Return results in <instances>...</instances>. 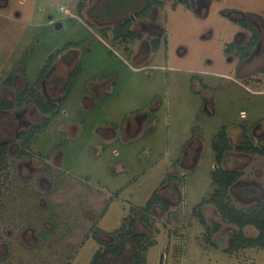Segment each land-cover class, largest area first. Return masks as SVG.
I'll list each match as a JSON object with an SVG mask.
<instances>
[{
    "label": "rangeland",
    "instance_id": "374dc122",
    "mask_svg": "<svg viewBox=\"0 0 264 264\" xmlns=\"http://www.w3.org/2000/svg\"><path fill=\"white\" fill-rule=\"evenodd\" d=\"M78 1L10 0L6 19L0 18V52L5 48L12 56L0 64L14 67L13 59L25 58L30 82L50 65L52 55L71 43L77 45L73 52L84 67L71 94L31 145L43 158L58 157L59 184L68 185L67 190L56 187L54 194L41 199L40 193L36 197L21 191L25 182L17 173H4L5 180H0L5 182L1 187L7 186L0 191V264H92L101 252L96 236L101 238L102 232L107 242L106 235H117L125 220L139 216L170 179L176 205L170 213L149 215L150 230L142 228L149 234L145 243L156 242L146 264H264L262 248L228 250L237 228L211 236L194 213L216 190L215 136L227 127L235 147L244 127L264 124L261 64L253 61L237 73L233 58L224 52L239 30L223 14L229 9L262 13L264 0H210L204 18L180 0H164L152 18L165 28V35L143 70H137L139 65L120 44L105 39L104 46L94 36L77 13ZM60 7L67 12L61 13ZM50 18L63 28L50 25ZM102 79L109 93L89 105L90 85ZM143 114L145 128L137 135L128 133ZM225 158V168L243 172L231 188L235 206L247 210L264 201V157L231 153ZM42 162L34 159L32 165L41 168ZM250 188L259 193L243 195ZM101 208L104 214L97 216ZM207 212L210 226L221 221L214 205ZM90 216H97L95 226ZM245 234L257 235L251 227Z\"/></svg>",
    "mask_w": 264,
    "mask_h": 264
},
{
    "label": "flooded vegetation",
    "instance_id": "af4514ba",
    "mask_svg": "<svg viewBox=\"0 0 264 264\" xmlns=\"http://www.w3.org/2000/svg\"><path fill=\"white\" fill-rule=\"evenodd\" d=\"M158 1L162 6H152L146 16L143 15L146 9L145 0H79L77 3V13H80L81 16L87 20L88 24L93 27H89V25L88 29L93 32L97 39L101 40L104 46L107 44L105 39L120 44L126 53L131 56L132 61L139 65L137 70H143L145 68L143 64L149 59L152 52L155 51V47H159L160 40L165 35V28L162 29L160 25L157 26L152 18L155 8L164 7V0ZM180 4L189 9H194L195 13L202 18L207 17L209 14L210 0H180ZM9 8L10 0H0V18L6 19L5 17L7 16ZM60 12L66 13L67 10L64 7H60ZM263 13L264 11L262 13L254 12L245 14L238 10L230 9L227 12L223 11L228 21L239 30L234 35V42L226 47V52L224 53L229 56L230 59L233 58L236 71L240 75L244 66L253 61L261 64L259 74L264 75ZM20 15L21 14H17V17ZM49 24L56 26L58 29L63 28L62 23L56 22L52 18H50ZM76 47L77 45L71 43L65 46L59 53L52 55L50 57V59H52L50 65L43 69L44 71L35 82H30L26 77V63L23 64L25 58L13 59L14 67H6L3 63L0 64V67L3 68L0 70V78H2L0 80V149L5 148V154L3 157L1 155L0 159V180L2 178L3 181L5 180L7 175H4V173H17L18 177L23 179V183L25 182L24 185L26 188H21V191H23L25 195L38 197L40 193L42 195H40V198L44 199L54 194L56 187L57 189L60 187V191L67 190L68 185L62 187L59 184L58 169L60 163L58 162V157L47 155V158H43L44 155L32 151L31 145L37 134L49 125L48 121L50 115L58 112L64 100L71 94L74 89L73 84L76 78L78 79L84 72L80 56L78 53L73 52L76 51ZM143 48L146 49L144 50ZM1 50L0 59L3 62L6 61V59L11 61L12 56L6 55L7 51H5V48H1ZM143 51H146L145 55ZM8 70L9 72H7ZM105 81V79L96 80L90 85L92 88L88 91L89 97L87 99L89 105L94 104L95 98L100 99L109 93ZM146 120L147 115L144 114L140 116V118H137V121H134L135 123L128 127V133H136L135 135L139 134V132L145 128ZM257 131H261V135L258 134ZM250 135L255 143H264V124H260L256 128H251ZM112 138L113 136L110 137V139ZM230 143L233 146L231 139ZM13 148H15V155L11 156L10 154ZM231 153L237 152L230 151L226 154V157ZM34 159L43 161L41 168L32 165V160ZM44 160L46 162H44ZM225 162L226 158L223 163L224 168ZM175 175L177 176L179 173L175 172L174 176ZM174 176L172 177L174 178ZM54 178H57L58 186L54 182ZM171 181L172 179H170L167 184L165 182L160 192L159 198L163 204L156 203L152 207L150 215L156 216L159 210L170 213V208L176 205V201L170 193V189L173 188L175 192L176 187ZM3 184L5 185V182H3ZM3 184L0 183V191L7 188V186L5 188L1 187ZM244 191L245 193L243 195L247 197L259 193L256 188H250L249 191H251V193L249 195L246 193L248 189ZM230 192L232 194L231 190ZM103 210L105 209L101 208L97 216H102L104 214ZM203 213L206 219H208V212ZM22 214H24V212H22ZM97 216L93 218L90 216L93 226L98 222ZM145 216L146 212L143 211L139 216L136 215L135 218H132L134 220V226L131 228L133 235H149L144 234L145 232L142 231V228L150 230L144 222ZM126 220L128 221V219ZM39 222L40 219L37 217L35 223ZM29 224L32 225L30 222ZM214 224H222V219L219 223ZM225 226L228 227L226 230L224 228ZM31 227H34V225ZM49 227L51 226L49 225ZM49 227L47 226L45 228ZM230 227L234 228L230 225H223L222 229L214 235L220 236L223 232L225 233L229 230ZM25 233L27 234L28 232ZM33 233L34 235H39V232L36 233L34 231ZM100 233L101 243H97L99 244V250L101 252L105 251L104 249H106L107 245H117L116 236L106 235L110 239L104 242L102 238L103 233ZM39 237H41L40 239H42L44 243L45 239L41 235ZM233 239L234 238L230 240L229 245H231ZM122 243V251L119 253L122 255L121 257L108 256L107 260L100 264H113L114 261L119 258L124 260L126 262L125 264H131L136 247L128 235ZM129 247H131V249ZM127 253H131V256L125 257Z\"/></svg>",
    "mask_w": 264,
    "mask_h": 264
},
{
    "label": "trees",
    "instance_id": "16d2710c",
    "mask_svg": "<svg viewBox=\"0 0 264 264\" xmlns=\"http://www.w3.org/2000/svg\"><path fill=\"white\" fill-rule=\"evenodd\" d=\"M145 1L146 9L143 14L145 16L148 15L152 6H162V4L158 0ZM155 48H157V46ZM212 147L215 151L217 161L216 169L212 173V180L216 185V190L212 195H210L209 199L198 205L196 210L194 211L198 221L204 228L208 230L209 235L211 236L218 233L222 229L223 225H230L237 228L238 234L233 239L228 250H238L248 247H258L264 249V201H260L252 205L247 210H239L232 201L229 193L231 188L241 180V178L243 177V172L228 170L222 167L225 161L226 154L230 151L246 155H257L264 157V144L255 143L250 135V130L244 127L241 132V139L239 144L233 147L229 140L228 129L224 126L215 136ZM4 149H0V159L1 155L3 157V155L5 154ZM243 193H245V191H243ZM246 193L249 195L251 191L248 190L246 191ZM156 203H162L157 193H155L152 196L151 200L148 202L145 208L146 211L144 210L146 212L144 222L148 227L149 225L147 224V218L150 215L152 207ZM207 204H212L215 206L220 218L222 219V224H214L212 226L209 225L202 211V208ZM125 221L126 225H124L119 230V232H117V235H115L117 237V245H107L106 249H104L105 251L99 252L95 255L92 264H100L101 262L107 260L108 256L115 257L116 255H118L122 249V241L126 239L127 235L131 238L132 243L136 247V251L133 253L131 264H146L147 252L150 247L156 244V242L154 241L151 246H149L148 243H145L146 236L132 234L131 228L134 226V220L131 219L129 221ZM247 227L255 229L257 236L254 238L248 237L245 234V229ZM208 239H211V237L209 238L208 236ZM96 240L98 243H101V240L98 236H96ZM129 248L131 249V247ZM114 262L115 264L126 263L120 258Z\"/></svg>",
    "mask_w": 264,
    "mask_h": 264
},
{
    "label": "crops",
    "instance_id": "0c3cea01",
    "mask_svg": "<svg viewBox=\"0 0 264 264\" xmlns=\"http://www.w3.org/2000/svg\"><path fill=\"white\" fill-rule=\"evenodd\" d=\"M230 197L232 198V195H231V192H230ZM206 206H209L208 208H207V210H206V212L207 211H210L211 209H212V204H207ZM211 208V209H210ZM210 209V210H209ZM235 228V227H234ZM257 236V235H256ZM255 236V237H256ZM228 246H229V244H228ZM121 251H122V249H121ZM122 255L121 254H118V255H116L115 257H121ZM113 257V256H112Z\"/></svg>",
    "mask_w": 264,
    "mask_h": 264
},
{
    "label": "built area",
    "instance_id": "2783aa9c",
    "mask_svg": "<svg viewBox=\"0 0 264 264\" xmlns=\"http://www.w3.org/2000/svg\"><path fill=\"white\" fill-rule=\"evenodd\" d=\"M245 116V114L244 113H242V117H244Z\"/></svg>",
    "mask_w": 264,
    "mask_h": 264
}]
</instances>
